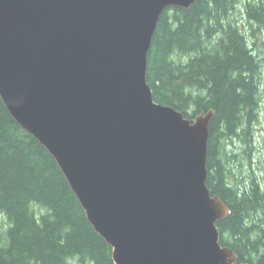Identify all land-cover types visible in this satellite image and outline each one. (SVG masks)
Here are the masks:
<instances>
[{
    "label": "water",
    "instance_id": "1",
    "mask_svg": "<svg viewBox=\"0 0 264 264\" xmlns=\"http://www.w3.org/2000/svg\"><path fill=\"white\" fill-rule=\"evenodd\" d=\"M196 0H0V97L55 159L114 264H250L219 241L207 186L214 110L154 100L148 53L167 7Z\"/></svg>",
    "mask_w": 264,
    "mask_h": 264
},
{
    "label": "trees",
    "instance_id": "2",
    "mask_svg": "<svg viewBox=\"0 0 264 264\" xmlns=\"http://www.w3.org/2000/svg\"><path fill=\"white\" fill-rule=\"evenodd\" d=\"M245 30L264 33V0L167 7L148 53L146 81L156 102L187 118L214 110L206 183L230 209L217 222L219 241L238 262L264 264V175L244 170L252 159L262 54ZM235 140L240 153L232 148ZM0 215V264H114L111 247L55 159L11 117L1 97Z\"/></svg>",
    "mask_w": 264,
    "mask_h": 264
},
{
    "label": "rangeland",
    "instance_id": "3",
    "mask_svg": "<svg viewBox=\"0 0 264 264\" xmlns=\"http://www.w3.org/2000/svg\"><path fill=\"white\" fill-rule=\"evenodd\" d=\"M242 30H244L245 25L242 23ZM246 38L249 39L251 43V38L255 39L256 44L258 45L260 50V54H262V67H261V80H260V88L259 95L260 101L258 103L257 108V119L255 121L254 126V137H253V150H252V159L251 165H247L244 167L245 173H254L256 176L262 178L264 175V148L262 137L264 136V33L261 31L257 32L256 36L251 35L247 30L244 32ZM263 49V50H262ZM232 148L236 153H240L241 143L237 140L232 143ZM228 149V148H227ZM3 221V217L0 215V224Z\"/></svg>",
    "mask_w": 264,
    "mask_h": 264
},
{
    "label": "flooded vegetation",
    "instance_id": "4",
    "mask_svg": "<svg viewBox=\"0 0 264 264\" xmlns=\"http://www.w3.org/2000/svg\"><path fill=\"white\" fill-rule=\"evenodd\" d=\"M262 142H263V148H264V136L262 137Z\"/></svg>",
    "mask_w": 264,
    "mask_h": 264
}]
</instances>
